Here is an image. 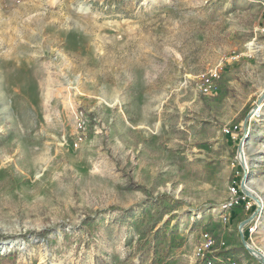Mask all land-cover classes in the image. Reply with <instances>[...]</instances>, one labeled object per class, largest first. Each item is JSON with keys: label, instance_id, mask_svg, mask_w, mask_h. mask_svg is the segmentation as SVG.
Instances as JSON below:
<instances>
[{"label": "rangeland", "instance_id": "obj_1", "mask_svg": "<svg viewBox=\"0 0 264 264\" xmlns=\"http://www.w3.org/2000/svg\"><path fill=\"white\" fill-rule=\"evenodd\" d=\"M263 256L264 0H0V264Z\"/></svg>", "mask_w": 264, "mask_h": 264}, {"label": "built area", "instance_id": "obj_2", "mask_svg": "<svg viewBox=\"0 0 264 264\" xmlns=\"http://www.w3.org/2000/svg\"><path fill=\"white\" fill-rule=\"evenodd\" d=\"M235 193L237 192L235 189L233 190ZM230 206L234 205L233 200L229 203ZM245 207L247 210H251L253 208V204L250 201V199H247L245 202ZM257 213H254V215L250 218V220L244 224L243 226H240L241 232L247 233V234H252L253 232L256 231L258 223H257V218H256ZM224 221L228 220L227 215H224L223 217ZM205 247H213L214 245V240L206 234L205 236Z\"/></svg>", "mask_w": 264, "mask_h": 264}, {"label": "trees", "instance_id": "obj_3", "mask_svg": "<svg viewBox=\"0 0 264 264\" xmlns=\"http://www.w3.org/2000/svg\"><path fill=\"white\" fill-rule=\"evenodd\" d=\"M210 233L213 235L212 231H210L209 233L207 232V235L210 236ZM214 238L216 239L217 236L214 235ZM216 242H217V239H216ZM208 264H218V262L214 261V260H210V262Z\"/></svg>", "mask_w": 264, "mask_h": 264}, {"label": "bare ground", "instance_id": "obj_4", "mask_svg": "<svg viewBox=\"0 0 264 264\" xmlns=\"http://www.w3.org/2000/svg\"><path fill=\"white\" fill-rule=\"evenodd\" d=\"M245 188L248 190L249 189V186H248V183L245 184ZM259 254V253H258ZM263 260H264V256H263Z\"/></svg>", "mask_w": 264, "mask_h": 264}, {"label": "water", "instance_id": "obj_5", "mask_svg": "<svg viewBox=\"0 0 264 264\" xmlns=\"http://www.w3.org/2000/svg\"><path fill=\"white\" fill-rule=\"evenodd\" d=\"M250 219H248L247 221H245L244 223H242V225L241 226H243L244 224H246L248 221H249Z\"/></svg>", "mask_w": 264, "mask_h": 264}]
</instances>
